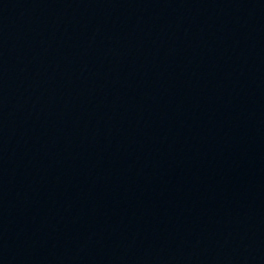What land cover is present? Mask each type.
<instances>
[{
  "label": "water",
  "instance_id": "95a60500",
  "mask_svg": "<svg viewBox=\"0 0 264 264\" xmlns=\"http://www.w3.org/2000/svg\"><path fill=\"white\" fill-rule=\"evenodd\" d=\"M0 264H264V0H0Z\"/></svg>",
  "mask_w": 264,
  "mask_h": 264
}]
</instances>
